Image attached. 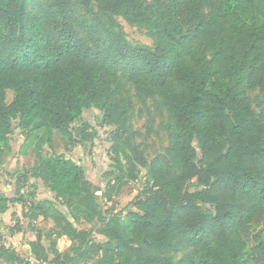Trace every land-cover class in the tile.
<instances>
[{
	"label": "trees",
	"instance_id": "1",
	"mask_svg": "<svg viewBox=\"0 0 264 264\" xmlns=\"http://www.w3.org/2000/svg\"><path fill=\"white\" fill-rule=\"evenodd\" d=\"M94 6L93 32L115 28L121 16L153 38V46L134 45L114 33L131 76L148 82L168 111L166 154L150 163L132 145L112 88L114 58L73 27L72 9ZM257 87L261 112L247 95ZM93 108L114 127L105 189L77 160L43 153L54 131L92 144L91 123H76ZM18 129L22 146L34 145L32 176L68 213L52 217L48 229L37 227L34 219L49 214L42 203H32L38 209L30 221L34 236L28 243L23 238L30 256H21L0 233V262L91 264L97 257L96 264H264V0H0L1 156L14 152L10 136ZM138 166L149 168L152 183L135 197V208L124 216L111 207L104 212L115 196L134 190ZM16 194L0 191V215L21 203L28 216L18 183ZM80 214L87 221L98 215L106 240L81 228ZM63 236L72 241L68 251L58 249Z\"/></svg>",
	"mask_w": 264,
	"mask_h": 264
},
{
	"label": "rangeland",
	"instance_id": "2",
	"mask_svg": "<svg viewBox=\"0 0 264 264\" xmlns=\"http://www.w3.org/2000/svg\"><path fill=\"white\" fill-rule=\"evenodd\" d=\"M150 4V0H145ZM261 1V0H260ZM208 6L203 7V11H208ZM73 12V27L77 31L80 37H90L94 42V37L98 43L104 47L107 53L112 55L114 62L111 64V85L114 91L117 93L121 109L125 114L127 126L129 129V135L132 145L138 147L143 153L148 163L153 161L158 156L166 154V149L169 144V136L167 126L169 122V115L165 103L159 93L148 84L143 78H133L130 73V68L127 62L122 59V47L115 45H123L122 41L114 33L121 34L124 39L130 44H140L153 46L154 41L148 29L144 26L131 25L124 17H117L118 25L115 28L107 27L106 29L98 28L93 32L91 27L97 24V9L96 7H75ZM118 31V32H115ZM211 53H208L210 56ZM247 95L250 98L254 108L261 112V89L259 87L249 89ZM102 112L93 108L85 111L83 117L76 123L79 127L85 120H88L92 128L93 143H88L87 146L79 143L70 142L59 131H54L49 140L44 145L43 153L48 155L49 153L64 154L71 157L81 163L89 177V179L96 185L105 189L110 177V171L112 168L113 160L110 152L111 136L114 129L113 126L105 125L102 120ZM10 142L14 146V152L9 151L3 156L0 155V191L7 192L12 196L17 194V183L20 186V193H22L25 199L23 200L24 211L28 216H23V208L21 203H15L14 206L20 207L19 215L13 216L12 226L15 228L22 227L26 237V243L28 239L33 237L31 232L32 226L43 227L45 229L50 228L54 221L52 217L57 215L60 211L68 213L65 206H61L60 203L54 202L55 198L53 194L44 186L42 179L36 178L33 175L35 172V165L37 163L36 155L34 152V145H30L24 148V133L18 129L10 136ZM194 145L197 146V142L194 141ZM21 146L23 148H21ZM25 149V152H23ZM139 177L135 182L134 190L131 193H127L121 196H115L114 202H107L103 206V211L106 212L109 207L113 208L114 212H119L121 215H125L128 210L134 209V201L139 193L148 190L152 183L151 175L148 167L138 166ZM27 176V178L25 177ZM21 180L18 181V177ZM191 189L195 188L194 181L189 184ZM97 195L101 199V202H106L103 198L102 192H97ZM40 202L43 205L44 210L49 214V219L43 220L42 217L34 219L33 224H30L31 215L36 214L38 209L30 208L32 203ZM110 208V209H111ZM34 209V210H32ZM71 215H69L70 217ZM128 222L124 220L123 227H127ZM79 226L81 228L89 229L94 239L98 241L106 240L105 236L100 233L103 227L102 221L98 215H94L92 220L87 221L83 216L79 215ZM123 228V229H124ZM2 233L4 239L12 245H14L18 253L27 258L30 256L29 246L21 241V235L19 233L10 234L9 229L5 228ZM264 235V231H262ZM13 237H12V236ZM10 236L12 237L9 240ZM72 241L67 237H60L57 239L58 249L61 251H68ZM48 244V243H47ZM255 244V241L249 242L246 248L247 252ZM49 244L47 245V247ZM183 254V251L177 252L174 255L175 260L179 259ZM53 255L49 256L52 259ZM89 263L96 264L97 257L89 260ZM4 264V262H0ZM48 264H52L48 262ZM71 264H80L79 261L74 260Z\"/></svg>",
	"mask_w": 264,
	"mask_h": 264
},
{
	"label": "crops",
	"instance_id": "3",
	"mask_svg": "<svg viewBox=\"0 0 264 264\" xmlns=\"http://www.w3.org/2000/svg\"><path fill=\"white\" fill-rule=\"evenodd\" d=\"M19 208L20 207L12 205L5 213L0 215V232L3 229L7 228L8 226H12L13 216H15L16 213H17L16 215H19V212H20ZM17 233H19L21 235V241L23 242V238L25 237L24 229L22 232H17ZM17 233H15V234H17ZM15 234H13V236ZM11 236H10L9 240L12 239L13 236L12 237ZM64 237H66V236H63V238Z\"/></svg>",
	"mask_w": 264,
	"mask_h": 264
}]
</instances>
